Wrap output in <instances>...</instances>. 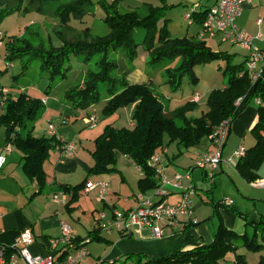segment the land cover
Instances as JSON below:
<instances>
[{"label": "trees", "instance_id": "obj_1", "mask_svg": "<svg viewBox=\"0 0 264 264\" xmlns=\"http://www.w3.org/2000/svg\"><path fill=\"white\" fill-rule=\"evenodd\" d=\"M5 2L6 8L2 10H6V13L20 10L26 14L38 12L43 16L48 14L52 18H58V23L49 31V38L41 39L38 45H35L29 36L33 31L31 25L27 26L22 35L13 37L8 43L7 59L23 55L40 57L41 68L57 76L64 74V70L67 69L66 63L70 61L72 54L84 55V60L88 62L93 54L102 53L96 69L88 68L83 79L66 92V97L74 106L82 108L90 106L99 100L101 93L99 83L103 82L105 89L110 93L105 113L110 114L135 103L134 124L118 127L110 123L95 139L93 150L95 161L91 171L100 174L115 170L116 153H124L130 156L145 174L139 181L143 193L151 191L158 185L155 169L149 164V159L153 153L167 147L166 136L169 144L177 142L180 152L198 147L223 120L232 117L233 121L236 118L240 111L239 99L241 102L245 99L247 101L264 99V71L260 78L253 80L246 68L247 59L234 63L231 54L213 49L198 35L172 36L166 24L158 26L165 5L146 2L143 5L144 13L141 14L139 10L121 12L120 0L112 2L100 0L106 11L105 22L110 30L105 35L89 37L87 30L75 31L70 21L72 17L82 18L84 13L93 11L96 4L94 0H5ZM55 2L57 3L54 4ZM208 11L209 9L194 12L193 16L196 21L203 23ZM137 27L146 28L144 41L150 56L149 62L158 63L167 58H180V63L169 70L175 86L185 74L196 80V65L226 60L224 73L228 74V82L225 87L210 91L207 111L200 116H189L188 110L199 101L194 99L180 108L166 111L160 92L153 87V81L131 83L127 80L126 74L130 70L128 64L122 65L121 60L109 55L121 50L129 62H132L138 46L133 36V31ZM51 34L58 38L59 41H55L59 42L58 45ZM3 72L0 70V76ZM43 108L42 99L23 93L16 99L9 96L5 101V111L0 115V126H5L7 142L23 152V169L30 178L37 180L39 191L46 186L44 162L50 151L56 146L62 148L67 143L57 138L56 134L35 135L33 129L27 127V122L38 113H42ZM251 132L256 138V143L246 148V153L238 159L236 168L244 179L254 182L260 178L258 171L264 161V103L261 101L257 120ZM82 188V183L64 186V190L72 194V201L78 199ZM222 203L225 204L223 201ZM191 224L194 223L191 221ZM246 226L253 227L251 237L247 232L239 234L228 228L224 220H221L211 243L196 241L191 247L184 249L180 247L171 254L146 260L139 254V259L134 264H223L228 254L235 253L238 238L249 247L256 249L264 247V214L260 220L247 221ZM100 230L101 227L93 229L89 234L91 239H101ZM259 238L263 243L258 242ZM76 239L81 241L85 238L76 236ZM130 256L132 255L128 254L122 264H129ZM235 263L246 264L245 255L236 254ZM257 264H264V256Z\"/></svg>", "mask_w": 264, "mask_h": 264}, {"label": "rangeland", "instance_id": "obj_2", "mask_svg": "<svg viewBox=\"0 0 264 264\" xmlns=\"http://www.w3.org/2000/svg\"><path fill=\"white\" fill-rule=\"evenodd\" d=\"M94 1L96 4L92 9L93 11L84 13L82 18L76 19L72 17L70 21L72 27L76 29L75 31L86 32L87 30V36L89 37L92 35H105L110 30L109 25L105 22V9L100 3V0ZM107 1L112 2L113 0ZM205 1L206 0H203V3ZM145 2L153 3L154 5L164 4L161 0H120L119 10L121 12L139 10V12L143 14V4ZM5 3V0H0V70L4 71L0 76V84L8 88L9 95L13 96L14 99L23 93H29L43 100L44 113H38L33 119L27 122V127L33 129V133H36L35 135H43V133H45L44 128H49V125L52 123L55 126V132H57L59 127L66 128L65 130L68 133L65 134L70 136L72 139L70 141L93 149L95 147V139L103 132L108 124L112 123L114 126L122 127L128 126L131 120L133 121L135 103L122 107L116 112L110 114L105 113V105L110 97V93L105 89V83L103 82L99 83V90L101 92L99 100L92 103L90 106L83 108L74 106L66 97V92L83 79L88 68L96 69L97 62L102 55L100 52L93 54L88 62L84 60V55L76 56L72 54L70 61L66 63L67 69L64 70V74L61 73V75L57 76H53L51 71L41 68L42 60L40 57L23 55L7 59L8 43L13 37L22 35L27 30L28 23L30 22L29 20L33 19H31L32 15L30 17H24L26 13L20 10L6 13V10H2L6 8ZM56 3L57 2L54 4ZM166 3L172 4V7L163 9V15L158 20V26L166 24L171 34L174 36L198 34V32L203 29L202 23L193 20L194 16L191 22L186 19V15L191 12L194 5H186L182 0H167ZM42 19L43 23H45L43 27H38L33 21L30 24L33 31L29 36L33 39L35 45L40 44L41 39L49 38V31H51L54 25L53 22H55V24L58 23V18H52L48 14L43 16ZM51 36H53L54 42L59 41L55 34H51ZM133 36L138 46L132 62H129L127 56L121 50L112 52L109 55V57H116L121 60L122 65L128 64L130 70L126 74L127 80H130L132 83L153 81V87L156 91L160 92L166 111L184 106L191 101V97L194 93L199 92L200 95H202L201 101L195 103L194 106L188 110L187 114L196 117L207 111L209 108L207 101L210 91L214 88H220L228 81V74L224 73L226 60L220 59L210 63L196 65L195 75L197 79L194 80L192 76L185 74L179 79L177 86H175L174 84L176 83L172 82L169 70L177 66L180 62V58H167L162 60V62L151 63L147 61L148 50L144 41L146 28H135ZM218 39L219 37L206 36L207 43L215 49H221L231 45L228 41L220 42ZM55 43H57L56 45L59 44V42ZM238 54L240 58H233L232 62H240L243 59L242 51L238 52ZM4 111V106H0V115L4 113ZM91 116L96 117L97 123L95 126L92 125ZM0 128L4 129L6 135L5 126L1 125ZM251 135V140H253L252 144H255L256 138L253 134ZM245 143L249 147L252 145L248 140ZM165 145L169 148V156H172L174 153L177 155V158L182 157V152L179 151L177 142L169 144L168 137L166 136ZM206 145L212 147L210 149H214L215 146L209 137H205L198 147H204L205 149ZM159 153L162 159L166 158L167 155L163 153V150H160ZM123 154L116 153V156L119 157ZM195 160L192 164L193 167L195 166ZM120 164H122L121 160ZM196 168L200 169V167L197 166ZM226 169L216 174L213 179L202 178L198 180V188H196L194 194H189L191 198V209L193 211L197 212V208L200 205L205 208L200 223L191 225L186 230H178L179 227L174 229L170 226V230L164 232V235L174 231H186L187 233L194 227H199V229H201L207 225L211 228L214 237L221 220H224L226 225L228 223L232 225L235 219H241L242 223L246 224V222L251 221L252 218L257 219L254 217L257 212L259 213L257 216L261 218L264 214V186H254L252 182L241 178L234 170ZM258 172L264 177V161ZM91 178L95 180V176H91ZM153 192L154 189L150 193ZM227 197L232 198L234 201L231 206L221 204V201ZM237 204H241L242 207L237 206ZM120 205L123 206L122 204ZM118 209L126 210L122 208ZM237 221L238 220H236V225ZM163 223L164 221H162V225ZM75 225L81 228L82 224L76 223ZM82 226L84 227L82 230L84 232L83 237L90 239L85 245L89 251V257H91V262H89V264H122L125 257L130 254L125 253L120 257H116L118 253L121 252L117 248V239H114L112 235L109 236L110 234H107L103 228L100 230L101 239H91V236H89L91 228L87 227L86 224ZM181 229H183V227H181ZM246 229L249 235L253 234V227L247 226ZM241 232L242 233L239 234H244L243 231ZM192 234L197 235V232L182 235H184L185 238L189 236V239H191L193 238ZM202 236L204 240H207L208 237L205 233H203ZM144 237H146V235ZM213 237L211 239H213ZM259 241L263 243L260 238L258 242ZM193 244L194 242L190 243L188 246L191 247ZM236 246L235 253L246 255L247 264H257L264 256V247L257 249L249 247L244 244L243 240L238 239H236ZM114 247H116V249L112 252ZM175 250L176 249L170 252L173 253ZM131 255L129 264L137 263L139 253H133ZM110 259H114V262H110ZM144 260H146V258H144ZM223 264H236L234 254H228L223 260Z\"/></svg>", "mask_w": 264, "mask_h": 264}, {"label": "crops", "instance_id": "obj_3", "mask_svg": "<svg viewBox=\"0 0 264 264\" xmlns=\"http://www.w3.org/2000/svg\"><path fill=\"white\" fill-rule=\"evenodd\" d=\"M161 1L164 3L162 5H165L167 8L172 7V4L166 3L167 0ZM182 1L184 4L190 6L198 4L195 8V13L207 10L218 2V0H206L204 3L203 0ZM31 15V19L33 20H29L30 22L28 25L33 21L38 27H43V24H45L42 19L43 15L38 12H31L24 15V17H30ZM193 20H195V18H193ZM53 23L55 24V22ZM237 24L241 29H244L247 33L254 36L253 44L257 48L264 49V0H251L247 2L237 18ZM213 37H219L218 40L222 42L219 34ZM228 42H230L231 45L221 49H215L211 45L210 46L215 50H223L231 54V59L240 58L238 52L242 51L243 59L240 62L247 59L249 53L247 48L238 43ZM147 55V61H149L150 56L149 54ZM143 82L144 81H140L138 83ZM227 82L220 88L225 87ZM28 95L32 96L29 93ZM9 96L13 97L11 95ZM193 97L194 95L191 97V100L194 99ZM201 98L202 95L199 101H201ZM242 101L243 102L238 104L240 111L232 121L228 130L223 149V160L217 167L215 175L228 168L229 170H234L236 174L243 178L236 168L238 158L235 156V152L240 146L249 148L245 143L247 140L251 144L253 143L250 137L252 136L251 134H253L251 129L257 120L260 102H258L257 99L248 101L245 99ZM261 102L264 103V99H262ZM4 105L5 102L0 104L1 107ZM132 124H134V121L131 120L128 126ZM44 129L45 133H43V135L51 136L49 128ZM65 129L66 128L62 127L57 129V132H55L57 138L65 142H72L70 141L72 140L70 136L65 134L68 133ZM74 143L76 149L70 155L65 154L63 148L59 146L54 147L50 151L49 157L44 162L47 181L46 186L39 191L37 180L30 178L23 169V152L13 144H11L10 151H6L8 142L4 129L0 128V242L6 244L13 243L21 231L30 229L34 235V243L30 246V250L33 253H48L52 247H60V245H50L48 241L51 238H59L62 235V223L65 222L70 224L77 237L85 238L83 237L84 232L82 230L84 227L82 225L86 224L87 227L91 228L89 234L96 227H101L103 221L100 220V213L102 211H107L109 213L116 208L128 209L137 205L138 195L143 193L139 181L145 174L130 156L118 152L123 155L117 157V169L111 172L98 174L91 171V167L94 165L95 161L93 157V150L95 147L93 149L91 148V150L83 145H78L76 142ZM253 145L254 144L251 146ZM210 148L212 147L206 145L205 149L204 147L184 149L182 151V157L180 158H177V155L174 153L172 156H169L168 148V151L165 153L167 156L165 159H162V163L165 166V173L171 181V183L168 184L170 188L168 200L170 202L179 201L182 195V189L173 184L174 176L177 171H181L184 174L181 179L183 188L187 189L191 194H194L196 188H198V180L209 178L206 175L205 169L193 167L192 164L199 154L203 153V151L205 152L207 149L211 150ZM120 160L122 164H120ZM188 171L189 173L187 174ZM91 176H95V180H93ZM260 178L264 177L260 175ZM89 181L97 185L92 189L86 190V184ZM100 181L108 182L103 198L100 196L102 189L99 184ZM81 183L83 188L79 192L78 199L72 201V194L65 191L64 186L70 187L71 185ZM188 188L193 189V191L188 190ZM55 193L59 194L61 198L60 201H55L53 199ZM237 206L242 207L241 204H237ZM197 209V212L193 211V217L198 219L197 223L192 221L194 224H191V218L180 215L176 226L171 228L175 229L179 227L178 230H186L189 224L190 226L199 224L205 212V208L200 205ZM257 215H259L258 212L254 217L260 219V216ZM257 219L252 218L251 220ZM236 220H238L237 225ZM76 223L82 224L81 228L77 227L75 225ZM164 224L165 222L163 225ZM181 227H183V229H181ZM227 227L235 230L237 233H242L241 231H243V233L247 232V226L245 223H242L241 219H235L234 223L232 225L228 223ZM194 228L187 233L186 231H174L161 237H152L149 229L144 230L146 237L138 233L127 235L117 228H113L111 232H105L118 240L117 248L121 252L118 253L116 257H120L125 253H139L143 255L144 258H159L168 255L171 253L170 251L177 249V247H183V249L188 248L190 247L188 245L192 242L203 241L204 243H211L214 240L215 234L213 237V232L209 226L205 225L201 229H199V227ZM167 230H170L169 226L166 227L165 232ZM191 232H197V235L192 234L193 238L189 239V236H187L186 239L184 235ZM203 233L207 235V240H204L202 236ZM251 236L252 235H250V237ZM212 237L213 239H211ZM238 240L242 239L238 238ZM115 249L116 247L113 248L112 252ZM232 254H234L235 258L236 253ZM84 260L85 262L83 261L84 263L82 264H89V262H91V257L88 255ZM110 262H114V259H110ZM19 264L25 263L20 260Z\"/></svg>", "mask_w": 264, "mask_h": 264}, {"label": "built area", "instance_id": "obj_4", "mask_svg": "<svg viewBox=\"0 0 264 264\" xmlns=\"http://www.w3.org/2000/svg\"><path fill=\"white\" fill-rule=\"evenodd\" d=\"M251 0H218V2L209 8L207 16L202 23L203 29L199 31L198 37L205 39L206 36L220 35L222 41H231L238 43L248 49L249 53L246 60V68L253 80H257L262 76L264 71V49H259L253 44L254 36L241 29L237 24V18L241 14L244 5ZM186 15V19L191 22L195 8ZM9 97L7 87L0 86V104L4 103ZM201 95L199 92L194 93V100L198 101ZM260 102V99H257ZM241 99L238 100V104ZM92 125L95 126L97 121L95 116H91ZM232 123V117L223 120L220 125L216 126L209 135L212 140L214 149L207 150L196 157L195 166L205 169L209 178H214L216 169L223 160V149L227 137L228 130ZM49 133L55 134L54 124L49 125ZM65 154L70 155L76 149L74 142H67L63 145ZM11 144L8 143L6 151H10ZM167 149H163V153ZM246 153V147L240 146L235 152V156L239 159ZM1 164V162H0ZM149 164L155 169V177L158 185L154 188L153 193H140L138 195V203L136 206L126 210L114 209L111 213L102 211L100 220L103 221L102 228L107 232H111L113 228L120 229L123 233H138L143 236L144 230L149 229L152 237H161L164 235L167 226L174 227L177 224L180 215H187L194 223L198 222L193 217L191 209L190 193L183 188L181 179L183 173L177 171L174 176L173 184L182 189V195L179 201L170 202L171 183L165 173V166L159 152H155L149 159ZM189 171L187 172V174ZM101 194L103 198L104 192L108 186L107 181H100ZM254 185L264 186V178H259L253 182ZM97 184L89 181L86 184V190L96 187ZM188 190H192L188 188ZM55 201H60L58 193L53 195ZM223 202L227 205L233 204L232 198H225ZM162 221L165 222L162 225ZM89 238L77 241L73 228L68 223H62V235L58 238L49 239L50 245H60L59 248L52 247L48 253H33L30 246L34 243V235L30 229L21 231L19 236L13 243L6 244L0 242V264H19L22 260L25 264H82L84 259L89 255L86 243ZM191 264V263H189Z\"/></svg>", "mask_w": 264, "mask_h": 264}]
</instances>
